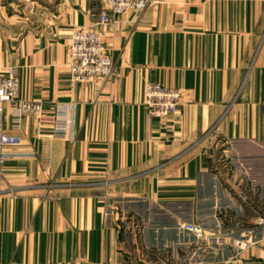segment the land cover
Returning <instances> with one entry per match:
<instances>
[{
  "label": "crops",
  "instance_id": "obj_1",
  "mask_svg": "<svg viewBox=\"0 0 264 264\" xmlns=\"http://www.w3.org/2000/svg\"><path fill=\"white\" fill-rule=\"evenodd\" d=\"M49 1L0 25V75L18 70L44 108L0 113L21 138L0 148V264H264V0L120 16L102 29L114 78L79 84L70 38L105 2ZM147 82L181 90L175 114L148 115ZM57 104L73 106L68 140L53 133Z\"/></svg>",
  "mask_w": 264,
  "mask_h": 264
},
{
  "label": "built area",
  "instance_id": "obj_2",
  "mask_svg": "<svg viewBox=\"0 0 264 264\" xmlns=\"http://www.w3.org/2000/svg\"><path fill=\"white\" fill-rule=\"evenodd\" d=\"M104 2L105 5L92 11L93 23L89 27L75 29L71 35L68 47V74L72 84L89 83L94 80L108 82L113 79L116 64L113 51L103 38L102 29L114 25L120 16H135L149 6L163 4V0H104ZM23 81V76L18 70H10L0 75V113H3L5 104L11 105L16 123H19L23 116L39 118L44 115V108L40 102L22 97ZM182 97L178 88L159 82H147L144 87L143 104L150 117L161 120L178 111ZM72 113L71 104H57L53 126L56 138L68 140L69 126L73 125ZM20 145L21 138L8 134L0 120V148ZM7 159L6 156H1L0 165ZM241 198L246 200L247 196L242 193ZM182 229L195 234L198 238L204 236V230L199 225L184 224ZM236 244L239 248L245 249L254 245V242L238 241Z\"/></svg>",
  "mask_w": 264,
  "mask_h": 264
},
{
  "label": "rangeland",
  "instance_id": "obj_3",
  "mask_svg": "<svg viewBox=\"0 0 264 264\" xmlns=\"http://www.w3.org/2000/svg\"><path fill=\"white\" fill-rule=\"evenodd\" d=\"M49 2V0H0V25L5 23L11 27L14 17H17L16 15L19 17L18 12L29 14L33 6H37L38 4V6L46 7L49 5ZM257 200L258 206L255 208L256 215L264 218V191L259 192V198Z\"/></svg>",
  "mask_w": 264,
  "mask_h": 264
}]
</instances>
